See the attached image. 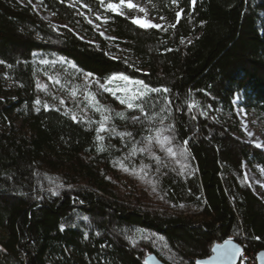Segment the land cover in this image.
I'll return each instance as SVG.
<instances>
[{
    "label": "trees",
    "instance_id": "obj_1",
    "mask_svg": "<svg viewBox=\"0 0 264 264\" xmlns=\"http://www.w3.org/2000/svg\"><path fill=\"white\" fill-rule=\"evenodd\" d=\"M82 1L127 56H111L66 0H41L58 29L0 0V80L12 82L0 85V264H146L149 253L197 264L230 238L241 264H256L264 199L244 164L264 171V150L236 134L235 110L264 118V0H137L161 28L104 10L120 0ZM36 53L90 74L79 119L56 102ZM115 76L146 92L117 99Z\"/></svg>",
    "mask_w": 264,
    "mask_h": 264
},
{
    "label": "rangeland",
    "instance_id": "obj_2",
    "mask_svg": "<svg viewBox=\"0 0 264 264\" xmlns=\"http://www.w3.org/2000/svg\"><path fill=\"white\" fill-rule=\"evenodd\" d=\"M22 4L31 5L33 10L38 13L44 20L48 21L55 28L64 27L65 24L60 21L54 14H52L45 5L42 4L41 0H17ZM67 4L74 8L79 16L83 17L87 24L91 25L93 30L104 37L108 42V53L115 57L120 58L127 56L125 50L117 43L115 38L106 28L107 18L103 14H98L92 11L88 5L82 0H66ZM129 0H124L123 3L120 1H111L103 3L104 10L117 14L127 15L131 12L133 21L140 20L147 22L150 25L163 26V21L152 14L149 10L148 4L140 3L137 0H130L134 7L129 8L127 6ZM109 4L119 5V9L113 10L108 7ZM137 25L144 28L142 24ZM154 27V28H161ZM82 38L94 42L93 39L87 38L85 35H80ZM34 62L37 70L49 69L44 71V76L50 82H54V93L53 96L58 104L69 113L73 118L79 119L82 113L89 111L91 101L90 92L88 90L91 84L92 78L79 72L75 69L73 63L65 60L64 58L55 54H41L36 53ZM1 64V63H0ZM52 69H57L61 72L62 81L56 85L53 78L54 74ZM0 85L3 86L5 91H9L12 87L7 74L2 76ZM110 90L114 93L117 99L124 101L125 103L131 102L134 98H138L146 92V88L139 83L131 79H125L123 76H115L110 80ZM237 116V122L241 132L236 134L248 143L255 146L264 145V118L255 114L253 111H245L242 108L235 110ZM252 133V135H249ZM264 150V147H259ZM245 179L253 190L264 199V171L258 164H244ZM246 264H253L254 260L251 256L244 258ZM245 263V262H244Z\"/></svg>",
    "mask_w": 264,
    "mask_h": 264
},
{
    "label": "water",
    "instance_id": "obj_3",
    "mask_svg": "<svg viewBox=\"0 0 264 264\" xmlns=\"http://www.w3.org/2000/svg\"><path fill=\"white\" fill-rule=\"evenodd\" d=\"M230 241L228 244V249L232 250L231 257H226L221 255L216 249H223L225 246V242ZM224 241L223 243H217L214 245L212 249V255L210 258L205 259L203 261L197 260V264H241V255L243 249L239 246L235 241L230 238ZM256 264H264V249H261L256 254ZM146 264H167L163 260H161L155 253H149L145 257Z\"/></svg>",
    "mask_w": 264,
    "mask_h": 264
},
{
    "label": "snow or ice",
    "instance_id": "obj_4",
    "mask_svg": "<svg viewBox=\"0 0 264 264\" xmlns=\"http://www.w3.org/2000/svg\"><path fill=\"white\" fill-rule=\"evenodd\" d=\"M124 2V0H121V3H123ZM192 2L193 3H195V0H192ZM127 6L129 7V8H131V7H134V5L130 2V0H129V2H128V4H127ZM108 7L109 8H111V9H113V10H117L118 11V9H119V5H117V4H109L108 5ZM182 13H180V12H178L176 15L177 16H180ZM134 23H138V24H142L143 26H145V27H161L160 25H150V24H148L147 22H142V21H140V20H134ZM0 63H2V61H0ZM90 75V74H89ZM125 79H127L126 77H124ZM139 83H143L142 81L141 82H139ZM156 91H159L158 89L156 90ZM165 91H167L166 89H165ZM37 103H39V101H37ZM129 107H132V105L131 104H129ZM128 135H131L130 133L128 134ZM249 135H252V133H249ZM257 147H264V145H257ZM169 151H171V149H169ZM63 229V226H61V230ZM230 243V241H226L225 242V246H224V248L223 249H216L218 252H220L221 253V255H223V256H226V257H231V255H232V250H230V249H228V244Z\"/></svg>",
    "mask_w": 264,
    "mask_h": 264
},
{
    "label": "built area",
    "instance_id": "obj_5",
    "mask_svg": "<svg viewBox=\"0 0 264 264\" xmlns=\"http://www.w3.org/2000/svg\"><path fill=\"white\" fill-rule=\"evenodd\" d=\"M245 257H247V255H245Z\"/></svg>",
    "mask_w": 264,
    "mask_h": 264
}]
</instances>
